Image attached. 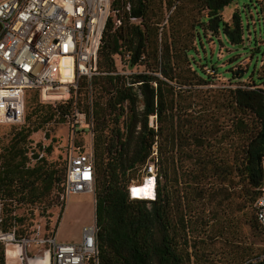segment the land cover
Returning <instances> with one entry per match:
<instances>
[{"label": "trees", "instance_id": "1", "mask_svg": "<svg viewBox=\"0 0 264 264\" xmlns=\"http://www.w3.org/2000/svg\"><path fill=\"white\" fill-rule=\"evenodd\" d=\"M229 2L110 0L96 73L81 77L75 95L66 101L46 106L34 125L21 124L0 149L1 233L26 237L25 216L15 211L23 208L32 215L36 205L49 204L53 190L60 191L65 156L58 170L46 160L50 145H31L29 135L54 117L73 120L74 110L91 123L97 264H190L192 252L178 245L181 239L185 246L186 229L197 228L204 206L215 216L222 200L230 206V195L236 210L252 206L263 179L264 95L246 66L242 71L230 68L237 61L233 56L247 47L243 40L249 31L237 10L229 22L222 19ZM256 13L261 18L260 7ZM131 17L140 21L131 22ZM206 35L216 48H231L223 56L226 66H218L221 61L204 47ZM218 72L229 81L249 79L214 86ZM149 159H155L154 195L130 198L128 187L141 183ZM136 173L139 181H134ZM204 182L211 187L199 185ZM219 183L224 186L217 187ZM191 203L192 220L184 217ZM244 223L264 234L254 214ZM262 254L251 245L233 250V264H264ZM85 264H93L92 259Z\"/></svg>", "mask_w": 264, "mask_h": 264}, {"label": "built area", "instance_id": "2", "mask_svg": "<svg viewBox=\"0 0 264 264\" xmlns=\"http://www.w3.org/2000/svg\"><path fill=\"white\" fill-rule=\"evenodd\" d=\"M258 1L264 23V0ZM109 5L110 0H0L1 123L22 122L27 90H37L42 100L55 106L75 95L81 77L89 79L96 73V52ZM172 8L173 5L164 13L160 25L166 22ZM139 21L140 18L131 17V22ZM260 88L264 95V84ZM75 116H79L76 110ZM151 123L152 116H149ZM85 127L90 140L91 123L85 122ZM154 162L155 159L145 162L142 175V180L152 181L153 188ZM261 167L263 179L252 208L264 231V152ZM92 168L90 145L84 148L70 144L65 151L59 199L66 201L78 192L90 193L93 198ZM130 190L131 185L128 191L129 197L133 198ZM96 229L94 221L83 224L77 241H60L57 230L39 234L38 228L30 238L16 239L12 233H7L0 235V240L4 242V252L7 241L14 246L7 248L8 252L21 264L41 260L40 257H27L25 247L30 243L45 247L43 258H47V264H85L87 259L97 264Z\"/></svg>", "mask_w": 264, "mask_h": 264}, {"label": "rangeland", "instance_id": "3", "mask_svg": "<svg viewBox=\"0 0 264 264\" xmlns=\"http://www.w3.org/2000/svg\"><path fill=\"white\" fill-rule=\"evenodd\" d=\"M234 10L238 11L245 31L247 29L249 31V36H244L243 43L247 47L233 56V60L237 59V61L231 64L230 68L242 71L246 66L247 75L252 73L256 84H264V78H258L264 76V66L262 65L263 67L260 68V60L264 59V26L261 18L256 13L259 11L258 2L256 0H230L221 11L222 19L229 22L230 15ZM246 23H248V28ZM204 40V47L221 61L218 66H226L227 60L223 56L231 52V48L222 46L216 48L214 43L208 38V35L205 36ZM120 65L116 61L117 68H120ZM204 69L206 70L205 67ZM133 70L135 69H128L129 72ZM248 79L249 77L244 76L241 79L229 81L227 77L218 72L212 85L235 86L237 84H246ZM37 92L34 90L28 91L24 117L21 123L0 122V149L8 143L12 134L21 124L32 126L30 124L32 122L34 125L37 122L36 117L46 110V106L51 104L48 101L42 100L39 92ZM80 107L82 109V106ZM73 120L61 122L57 117H54L48 122L41 124L36 132L29 135L30 140H32L31 145L37 142H39L40 146L50 145V151L46 154V160L48 162H55L58 170H61L64 166L65 151L70 144L83 146L84 148H87L89 145V135L85 127L83 113L80 112L79 116H75ZM74 130L77 131L75 132ZM71 131L74 134L72 133L71 135ZM44 134H46V138ZM58 174L61 175V172L58 171ZM140 175L134 174L136 177L134 181H139ZM199 185L205 188L211 187L210 182H204ZM179 186L180 183L178 184ZM223 186L224 184L222 183L217 184V187ZM235 188L238 189L237 186ZM59 192L58 187L53 190L49 204L36 205L32 210V215L23 208L15 211L16 214L25 216L24 228H26V237H32L36 228H38L39 234H46L51 230H57L56 236L58 240L77 241L80 238L81 226L92 223L93 198L90 193H73L66 201H61L59 199ZM232 198L233 196L230 195L229 207L226 206L227 203L224 200L220 202V205L215 209V216H209V206H204L197 228H193V230L191 228L186 229L184 234L186 244L184 246L180 239L178 248H184L190 254L192 252L190 264H233V250H240L249 245L253 246L254 253L260 254L264 252V234L253 232L244 223V218L247 219V217L254 214L252 206H246L241 211H238L232 203ZM234 201L236 202L237 199L235 198ZM193 205L194 203H191V207L189 206V208L185 209L184 217L186 219L189 217L190 220L193 219ZM28 223H30L29 226H27ZM5 234L7 233L0 232V235ZM5 246L8 249L14 247L8 241ZM25 250L27 257L35 256L41 258L44 255L45 247L30 243L25 247ZM14 261L18 264L16 259ZM8 262L10 263V260ZM245 262L246 260L238 264H244Z\"/></svg>", "mask_w": 264, "mask_h": 264}, {"label": "bare ground", "instance_id": "4", "mask_svg": "<svg viewBox=\"0 0 264 264\" xmlns=\"http://www.w3.org/2000/svg\"><path fill=\"white\" fill-rule=\"evenodd\" d=\"M137 186V187H136ZM136 187V192H137V189L139 188V194L137 192V194L135 193L134 189ZM153 188V185H152V181L147 179V178H144V180L141 181V183L139 184H131V196L133 198H141V196L143 198H150L154 195V192L152 190ZM39 259H43V258H39ZM46 261H42V262H39L40 264H45Z\"/></svg>", "mask_w": 264, "mask_h": 264}, {"label": "crops", "instance_id": "5", "mask_svg": "<svg viewBox=\"0 0 264 264\" xmlns=\"http://www.w3.org/2000/svg\"><path fill=\"white\" fill-rule=\"evenodd\" d=\"M90 142H91V141L89 140V145L91 144ZM92 202H93V201H92ZM57 229H58V227H57ZM5 247H6V246H5ZM42 258H43V257H42ZM15 259L18 261V264H21L17 258H14V256L11 255V253L8 252V249H7V247H6V252H4V263H3V264H16L15 261H14ZM8 260H10V263L8 262ZM11 261H12V263H11ZM42 261H46L45 264H47V258H46V257H44V258H43L42 260H40L39 262H42ZM39 262H36V263H34V262H30L29 264H40Z\"/></svg>", "mask_w": 264, "mask_h": 264}]
</instances>
